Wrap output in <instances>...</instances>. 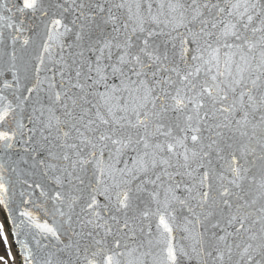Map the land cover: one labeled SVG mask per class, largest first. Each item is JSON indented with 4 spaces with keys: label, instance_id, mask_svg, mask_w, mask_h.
Segmentation results:
<instances>
[{
    "label": "snow or ice",
    "instance_id": "snow-or-ice-1",
    "mask_svg": "<svg viewBox=\"0 0 264 264\" xmlns=\"http://www.w3.org/2000/svg\"><path fill=\"white\" fill-rule=\"evenodd\" d=\"M0 240L264 264V0H0Z\"/></svg>",
    "mask_w": 264,
    "mask_h": 264
},
{
    "label": "rangeland",
    "instance_id": "rangeland-1",
    "mask_svg": "<svg viewBox=\"0 0 264 264\" xmlns=\"http://www.w3.org/2000/svg\"><path fill=\"white\" fill-rule=\"evenodd\" d=\"M0 256L4 257L3 264H11V262L9 261V257L6 255V248L1 243V240H0Z\"/></svg>",
    "mask_w": 264,
    "mask_h": 264
},
{
    "label": "water",
    "instance_id": "water-1",
    "mask_svg": "<svg viewBox=\"0 0 264 264\" xmlns=\"http://www.w3.org/2000/svg\"><path fill=\"white\" fill-rule=\"evenodd\" d=\"M9 240H10V242L12 241V238L11 237H9ZM12 252H13V254H15L16 253V251H17V248H16V246H15V244L13 243L12 244Z\"/></svg>",
    "mask_w": 264,
    "mask_h": 264
},
{
    "label": "flooded vegetation",
    "instance_id": "flooded-vegetation-1",
    "mask_svg": "<svg viewBox=\"0 0 264 264\" xmlns=\"http://www.w3.org/2000/svg\"><path fill=\"white\" fill-rule=\"evenodd\" d=\"M1 243H2V240H1ZM3 244V243H2ZM4 246V245H3Z\"/></svg>",
    "mask_w": 264,
    "mask_h": 264
}]
</instances>
